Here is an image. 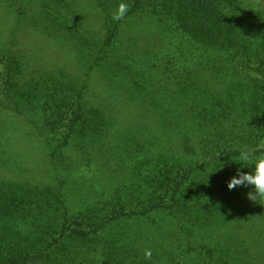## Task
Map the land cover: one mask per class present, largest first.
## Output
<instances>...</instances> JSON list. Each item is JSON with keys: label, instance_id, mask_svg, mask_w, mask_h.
<instances>
[{"label": "rangeland", "instance_id": "rangeland-1", "mask_svg": "<svg viewBox=\"0 0 264 264\" xmlns=\"http://www.w3.org/2000/svg\"><path fill=\"white\" fill-rule=\"evenodd\" d=\"M120 1L0 0V264H264V205L227 187L264 146V70L223 63L218 91L170 60L208 28L147 0L114 38ZM216 4L246 52L264 0Z\"/></svg>", "mask_w": 264, "mask_h": 264}, {"label": "trees", "instance_id": "trees-1", "mask_svg": "<svg viewBox=\"0 0 264 264\" xmlns=\"http://www.w3.org/2000/svg\"><path fill=\"white\" fill-rule=\"evenodd\" d=\"M95 1L99 3L101 2V0ZM130 1L132 2V0ZM88 2L92 4L94 0H88ZM146 2L147 0H134V5L130 7L123 19L115 24L112 37L116 38L119 35L121 36L123 26L132 16L137 14L138 11L143 8ZM120 3H122V0ZM120 3H118V6ZM165 5L170 8V13H176L177 16L180 15L181 19L183 15L184 24L189 28H193L198 32L204 31L205 29L203 28H208L209 33H211L209 39H204V41H209L207 43H204L200 38H196L199 41L188 39L186 44L181 45L178 52L174 41H171L169 48L172 57V59H170L171 61L175 62L181 59L184 63L191 64L196 60V70L198 69L199 79H202L204 84L210 83L212 86H215L218 91L226 89L228 81L225 79V76H227L228 73L221 71L220 66L223 63L226 65L238 63H241L242 65L244 64L243 68H246V70H240V75L245 74L246 71V80H249L252 77L251 72H254L255 70L258 72L261 68L264 70V17H259L261 26L260 30H257V32H254L253 25H246V52L237 50L230 56L229 54L226 55V53L216 46L217 44L227 43L228 38L223 37V35H218L217 37L213 35V33H220L226 28V25H222L221 21L217 19L219 7L216 4V0H165ZM109 7L110 10L113 9L112 5H109ZM187 18L191 22L187 23ZM255 33L257 35H255ZM112 39L108 42V45ZM234 43L235 44L233 45L235 47H239V41H234ZM181 82H184V84L187 85L188 78L181 80ZM172 92L173 94L176 93L174 90H172ZM226 109H228V107H226ZM228 115H232V113L229 112ZM252 123L253 121H251V124ZM1 244V252H3L5 245L7 244Z\"/></svg>", "mask_w": 264, "mask_h": 264}, {"label": "clouds", "instance_id": "clouds-1", "mask_svg": "<svg viewBox=\"0 0 264 264\" xmlns=\"http://www.w3.org/2000/svg\"><path fill=\"white\" fill-rule=\"evenodd\" d=\"M129 6L125 3H120L117 10L113 14V20L118 21L123 19L127 13ZM240 160L250 162L254 168L251 173H244L237 170V176L231 178L227 187L232 190L238 186H252L253 191L249 192L248 199L254 203L264 205V146L258 149L244 148L240 151ZM145 259L150 260L152 257L151 250H145Z\"/></svg>", "mask_w": 264, "mask_h": 264}]
</instances>
